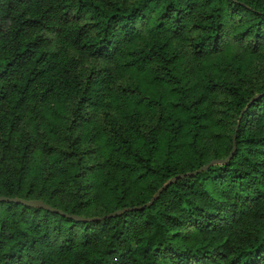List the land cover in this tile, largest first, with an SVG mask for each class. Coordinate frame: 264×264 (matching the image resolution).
I'll use <instances>...</instances> for the list:
<instances>
[{
	"label": "trees",
	"instance_id": "16d2710c",
	"mask_svg": "<svg viewBox=\"0 0 264 264\" xmlns=\"http://www.w3.org/2000/svg\"><path fill=\"white\" fill-rule=\"evenodd\" d=\"M0 196V264H264V0H0Z\"/></svg>",
	"mask_w": 264,
	"mask_h": 264
},
{
	"label": "water",
	"instance_id": "95a60500",
	"mask_svg": "<svg viewBox=\"0 0 264 264\" xmlns=\"http://www.w3.org/2000/svg\"><path fill=\"white\" fill-rule=\"evenodd\" d=\"M234 147H235V143L233 144V148L231 150V152L228 154V156H226L225 158L223 159H218V161H223V160H227L230 155L232 154V151L234 150ZM213 161L215 160H211L205 164H203L202 166H200L198 169L196 170H193V171H189V172H186V173H178L174 176H172L169 180H167L162 186H160L157 191L154 193V195L151 197V199L146 202L145 204L143 205H149L151 204L156 198L157 196L159 195V193L167 186L169 185L171 182H173L177 177L179 176H182V175H190V174H193L194 172L196 171H199L203 168H205L206 166H208L210 163H212ZM0 199H4V200H15V201H21L23 203H27V204H31V205H39V206H43L45 208H49V209H53V210H57V211H60L59 209H56L54 207H51L50 205L44 203L42 200L40 199H31V200H26V199H21V198H16V197H6V196H0ZM119 211H115V212H111L109 213V215L111 214H116L118 213ZM70 216L72 217H75L77 219H91V218H85V217H81V216H78V215H72V214H69Z\"/></svg>",
	"mask_w": 264,
	"mask_h": 264
}]
</instances>
